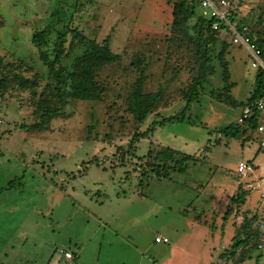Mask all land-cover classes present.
<instances>
[{
    "label": "rangeland",
    "instance_id": "rangeland-1",
    "mask_svg": "<svg viewBox=\"0 0 264 264\" xmlns=\"http://www.w3.org/2000/svg\"><path fill=\"white\" fill-rule=\"evenodd\" d=\"M177 1L0 0V264H225L219 255L246 210L264 236V151L240 121L257 72L247 47L220 32L228 43L235 106L222 102L217 72L191 104V123L153 125L142 136L155 119L181 109L196 68L191 42L171 29ZM228 1L236 12L233 25L240 20L253 36L264 37V0ZM67 27L98 42L110 35V48L121 59L97 75L101 101L70 99L48 128L22 129L40 120L34 110L45 85L43 99L59 105L31 35L47 28L52 58L57 31ZM70 38L67 33L63 65L80 51L64 56ZM141 68L144 91L160 90L162 99L138 123L126 98ZM13 73L34 84L20 87ZM230 123L244 130L239 138L219 133ZM166 148L195 160L185 161L181 171L170 162L157 168L149 153ZM246 161L253 170L239 174L238 164ZM239 183L247 191L242 205L230 199ZM156 235L169 242H155ZM65 251L77 256L68 259ZM259 252L258 264H264V250L257 249L241 264H256Z\"/></svg>",
    "mask_w": 264,
    "mask_h": 264
},
{
    "label": "trees",
    "instance_id": "trees-1",
    "mask_svg": "<svg viewBox=\"0 0 264 264\" xmlns=\"http://www.w3.org/2000/svg\"><path fill=\"white\" fill-rule=\"evenodd\" d=\"M197 8H200V11L196 15L193 23H191ZM171 14L172 31L177 35L186 37L193 46L196 68L193 71L190 83L184 90V104L181 109L168 117H163L159 121L155 119L149 128L142 132V136L152 130L153 125H164L166 122L175 121L191 123L192 120L189 115L191 104L199 98L205 86H212L211 79L217 72L222 83L219 88L222 90L221 94L224 95L223 99L221 98L223 100L222 102H227L230 106L237 104L235 98L230 93L233 82L230 81L229 61L226 58L228 43L219 38L221 31L229 33L225 29L224 24H220L219 30L212 29L211 24L216 18L204 12V9L200 5V0H179L173 4ZM230 14V18L234 19L236 12L231 10ZM236 27L252 39L260 49L261 56H264V37H260V35L253 36L247 27L243 23H240V20L236 22ZM67 33L71 34V38L68 51L64 56H69L72 49L75 48H79L80 51L72 57L69 65H63L60 59L64 52ZM48 34L49 31L47 28L34 31L31 35V42L38 50L39 59L46 66L48 76L53 80L54 97L57 98L59 105L55 106L50 104L47 99H43L47 87L45 85L40 93V99L37 102L36 109L34 110V113L39 116L40 120L30 124H21L19 127L25 130L41 131L48 128L49 120L61 113L64 107L68 105L70 99L90 102L101 101L103 99L104 87L99 83L97 75L106 66H110L121 59L120 55L113 52L110 48V35H107L101 42H98L84 35L77 27H69L68 29L64 28L57 31L52 50L53 57L50 58L45 48ZM138 63L139 60H133L132 62L134 66H139ZM3 69L4 59L0 56L1 87H5V74L3 73ZM256 70L255 86L244 106L264 96V70L260 69L258 71V68ZM11 78L18 82L20 87H30L28 85L30 82L28 77L13 73ZM144 81L145 71L144 68H141L126 98V110L138 123H143L162 99V92L160 90L144 91ZM33 84L34 81H31L30 85L32 86ZM256 123V119L250 117L246 122V126L253 131ZM219 133L225 136L239 138L244 133V130H241L239 125L230 123L219 129ZM149 154L152 155L153 163L156 164L157 168H168V162H170L172 168L178 171L183 169V163L185 161L195 160V157L190 154H180L179 151L170 150L169 148L160 149L154 152V154L151 152ZM174 156L180 157L175 159ZM246 196L247 191L245 189L242 190V186L239 183L236 193L230 199L237 205H242L246 200ZM249 213V210L244 211L242 221L231 239L232 243L230 247L219 255L226 261L225 264H241L246 259L252 257L251 252L253 250L257 249L260 251L258 249V243L261 238L260 233L257 228H252V223L256 218L254 215L249 217ZM228 214L229 211L226 210L223 216L224 219H226ZM261 256V252L255 256L256 264L259 263Z\"/></svg>",
    "mask_w": 264,
    "mask_h": 264
},
{
    "label": "built area",
    "instance_id": "built-area-1",
    "mask_svg": "<svg viewBox=\"0 0 264 264\" xmlns=\"http://www.w3.org/2000/svg\"><path fill=\"white\" fill-rule=\"evenodd\" d=\"M200 5L209 15L216 18L212 22L211 27L214 30L220 29V24L223 23L225 29L231 35V42L233 44H240L247 47L254 58L252 61V67H261L264 70V62L261 58L260 49L255 45L252 39L245 33L239 31L236 25H233V21L230 18L229 1L228 0H200ZM250 117H254L257 121L254 130L252 131L258 140V147L264 151V96H261L243 107L240 121L247 122ZM253 170L252 164L246 162H240L237 166L238 173H244L245 171ZM157 242H168L169 239L166 236L157 235L155 238ZM258 249L264 250V236L260 238L258 243ZM64 256L68 259L76 257L77 255L72 251H65Z\"/></svg>",
    "mask_w": 264,
    "mask_h": 264
},
{
    "label": "crops",
    "instance_id": "crops-1",
    "mask_svg": "<svg viewBox=\"0 0 264 264\" xmlns=\"http://www.w3.org/2000/svg\"><path fill=\"white\" fill-rule=\"evenodd\" d=\"M250 164H251V163H250ZM252 166H253V165H252ZM263 180H264V179H263ZM156 236H157V235H156ZM156 236H155V237H156ZM233 236H234V235H233ZM233 236H232V237H233ZM232 237H231V239H232ZM168 239H169V238H168ZM154 240H155V239H154ZM155 242H157V241H155ZM168 242H169V241H168ZM168 242H166V243H168ZM220 254H221V253H220ZM246 260H247V259H246ZM242 263H243V262H242Z\"/></svg>",
    "mask_w": 264,
    "mask_h": 264
}]
</instances>
